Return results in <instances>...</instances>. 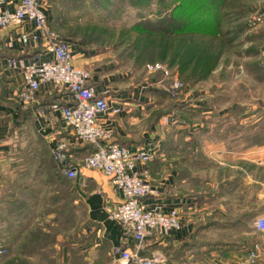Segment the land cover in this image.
I'll use <instances>...</instances> for the list:
<instances>
[{"label":"crops","instance_id":"crops-1","mask_svg":"<svg viewBox=\"0 0 264 264\" xmlns=\"http://www.w3.org/2000/svg\"><path fill=\"white\" fill-rule=\"evenodd\" d=\"M41 1L48 24L55 29L53 10L46 0ZM17 2L8 0L4 7L13 10ZM31 27V24H26L23 28L0 29V187L6 186L3 200L7 204L4 209L7 210L4 213L11 218L26 219L24 222L29 224L8 231L4 237H0L3 240L0 242L7 249L5 254L11 261L19 258L23 264H120L117 262V248L122 244L132 248L135 246L134 239L125 233L124 226L109 217V209L123 200L122 193L107 175L98 170L81 167L75 179L67 177L61 172L53 154L56 143L66 139L80 167L94 149L90 143L75 140L62 119L61 111L50 108L54 102H66L69 95L46 83L37 91L33 103L25 104L20 97L23 73L21 68L13 67L10 60L29 55L44 44L41 42L36 47L33 42L25 45L20 41V33ZM71 47L73 64L91 72L89 84L95 93L106 94L112 107L122 108L118 113L108 112L99 117L100 123L111 131L112 140L132 150L146 147L156 152L152 161L137 167L141 171H148L151 184L158 189V195L149 196L145 201L151 205L161 204L167 211L173 207H181L183 211L182 227L174 230L162 242L148 241L144 254L161 252L166 256L167 264H201L209 258L211 262L227 264L240 260L246 250L242 248L243 245L234 243L219 249L217 243L207 238L210 230L215 231L212 226L216 221L211 209L204 211L208 207L206 202L192 195L193 190L200 188L198 174L202 153L198 147L183 144V140H188L194 132L185 135L178 129L175 134L174 130L178 127L173 126L172 122L165 123L157 115L155 100L140 98L138 92H127L122 85L121 91H118L117 87L109 84L108 78L100 80L90 67V52L75 42H71ZM51 57V53L44 54L46 59ZM262 69L264 72V65ZM27 125H32L31 133L42 141V145L24 148L10 145L14 140L28 137V134L24 135ZM223 163L227 166L220 168L227 173L219 180L215 194L211 193L212 197L226 195L228 201H236L237 197L244 196L250 190L252 183H245L246 176L260 187V194H263V184L251 170L237 167L234 162ZM31 166L39 172V176L30 174ZM14 171L24 176L10 177ZM253 198L255 201L258 199L256 193ZM261 200L264 203L262 196ZM189 203H193L196 209L185 214ZM203 212L207 216L204 217ZM261 215H264L263 204L248 214L252 227L245 229L246 232L240 231L246 233V239L250 242L246 248L256 242L264 245V232L254 226ZM59 216L71 220L72 227L67 232L58 229L57 222L52 221ZM243 216L239 214L237 219ZM39 219H46L49 224L44 225ZM32 234L36 236L33 238ZM214 250H222L227 258L220 260Z\"/></svg>","mask_w":264,"mask_h":264},{"label":"rangeland","instance_id":"rangeland-1","mask_svg":"<svg viewBox=\"0 0 264 264\" xmlns=\"http://www.w3.org/2000/svg\"><path fill=\"white\" fill-rule=\"evenodd\" d=\"M46 1L55 15V30L90 52V67L100 80L108 78L109 84L118 91L122 85L127 92H138L140 98L155 100L157 115L160 113L165 123L172 122L178 127L175 134L178 129L185 135L195 133L192 137L196 136L197 141L193 143L201 151L202 159L198 174L200 188L193 190L192 195L206 202L208 207L204 211L211 209L216 221L212 226L215 231L210 230L207 238L217 243L219 249L234 243L246 249L250 242L246 233L240 231L252 227L248 214L264 205L261 203L264 192L261 195L260 187L246 176L245 183L252 185L236 201H228L226 195L212 197L211 193L215 194L219 180L227 173L220 168L227 166L223 162H234L237 167L251 170L264 189V0H225L221 6L225 20L218 35L200 31L173 32L169 17L178 3L176 0ZM135 25L148 27L151 33L137 31ZM192 46L198 48L196 58L184 67L183 55ZM157 62L171 74L165 77L159 71L147 70L149 64ZM177 79L183 81L184 86L175 89ZM200 105L209 111H199L197 106ZM32 131V125H27L24 135L28 137L14 140L10 145L17 148L42 145ZM31 167L30 174L39 176L34 166ZM19 175L14 171L9 176L19 178ZM0 189L2 238L8 231L29 224L24 222L26 219L11 218L4 213L6 186ZM194 206L189 203L185 214L194 211ZM206 212L202 214L204 217ZM239 214L244 216L237 219ZM39 220L44 225L49 224L46 219ZM52 221L64 232L72 227L68 218L59 216ZM35 236L32 234L33 238ZM215 254L220 260L227 258L222 250ZM0 264L23 263L19 258L13 262L3 253ZM201 264L215 263L209 258Z\"/></svg>","mask_w":264,"mask_h":264},{"label":"built area","instance_id":"built-area-1","mask_svg":"<svg viewBox=\"0 0 264 264\" xmlns=\"http://www.w3.org/2000/svg\"><path fill=\"white\" fill-rule=\"evenodd\" d=\"M8 0H0V29L23 28L31 24L30 30L20 33V41L25 45L33 42L39 50L29 55L10 60L13 67H19L23 73L20 97L25 104L36 100L37 91L46 83H51L57 91L69 95L66 102H54L51 110H60L61 116L72 131L75 140L90 143L94 149L84 158L79 167L69 152L70 143L61 139L53 149L55 159L61 171L75 179L81 167L98 170L107 175L116 189L122 193L123 200L109 209V217L120 222L125 233L135 241L134 248L122 244L117 248L120 264H167L166 256L161 252L144 254L148 241L162 242L174 230L182 227L183 211L181 207L165 210L161 204H149L145 199L158 195L150 182L147 170L138 169L139 164L152 161L156 152L146 147L132 150L112 141V133L99 121L105 113H118L121 107H112L108 96L97 95L89 84L91 72L73 64L71 41L62 37L48 24L47 14L41 0H18L16 7L5 8ZM51 53V58L44 54ZM149 72L159 71L165 77L171 73L162 63L149 64ZM184 82L174 80V87L180 88ZM255 228L264 232V215L254 222ZM7 249L0 242V253ZM243 257L232 264H264V245L259 242L246 248ZM215 264H227L216 261Z\"/></svg>","mask_w":264,"mask_h":264},{"label":"trees","instance_id":"trees-1","mask_svg":"<svg viewBox=\"0 0 264 264\" xmlns=\"http://www.w3.org/2000/svg\"><path fill=\"white\" fill-rule=\"evenodd\" d=\"M224 1L225 0H176L178 3H176L172 9V13L169 17L171 18L169 19V27L171 30H173V32L178 33L200 31L208 34L218 35L222 31L221 23L225 20L223 7H221ZM134 28L140 32L151 33V29L143 25H135ZM196 49L198 48H194L193 46L188 47L186 55H183L185 64L182 63V65L184 67L191 65L193 59L196 58L194 56ZM62 93L65 94L66 92L63 91ZM197 108H199L198 110L202 112L209 111V109L205 106ZM159 115L160 113L158 116ZM196 141V136H191L187 141L183 140V144L185 146L195 147L196 144L194 145L193 142ZM68 148L69 152L71 153L70 147ZM2 237H4V235ZM0 241L3 242L2 239Z\"/></svg>","mask_w":264,"mask_h":264}]
</instances>
